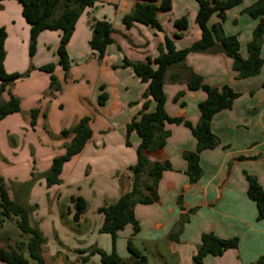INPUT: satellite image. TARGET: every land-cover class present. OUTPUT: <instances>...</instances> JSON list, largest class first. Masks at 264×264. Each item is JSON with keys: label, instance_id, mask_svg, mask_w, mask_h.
<instances>
[{"label": "crops", "instance_id": "0c3cea01", "mask_svg": "<svg viewBox=\"0 0 264 264\" xmlns=\"http://www.w3.org/2000/svg\"><path fill=\"white\" fill-rule=\"evenodd\" d=\"M256 1L243 0L241 6L227 12V19L222 24L227 36L238 37L240 53L245 59L259 20L243 14V10ZM139 2L141 0H97L94 8L82 14L67 47L71 61L68 74L59 66L57 51L61 32H43L38 39L37 53L31 59V27L23 15L20 16L21 4L0 3V9L6 10L11 5L18 11L15 17L5 13L0 16V27L7 33L5 70L9 74H25L33 68L29 77L17 81L2 95L5 101L8 100L6 93L19 98L21 112L0 122L1 136L5 138L7 134L19 142L24 140L26 146L27 138H34L37 134L41 135L44 146L39 149L37 143L32 142L30 147L34 150V157H26L22 162L9 159V166L0 165V174L6 184L8 181L17 184L14 193L8 188L11 198L37 206L32 219L39 226L47 245L55 247V242H62L67 254L76 252L71 242H87L88 245L105 242L102 248L97 246L96 249L112 252L111 236L99 233L104 223L99 209L116 202L123 193L131 190L129 167L136 164V151L141 139L136 133L127 139L126 128L143 110L146 101L150 102L147 112L155 110V102L151 98L142 99L148 85L141 82L133 69L115 70L114 67H120L124 57L133 62L154 60L158 46L165 43L166 37L174 39L177 49L181 50L202 36L196 23L199 5L192 0H172V10L158 14L162 32L141 24L126 29L122 18ZM183 16L188 17L189 27L186 31H179L175 21ZM94 19L107 20L113 27L115 44L107 48L101 61L89 45ZM218 22L219 19L213 17L210 26ZM177 34H182L181 39L175 38ZM262 57L264 59V46ZM48 64L56 65L55 75L62 85L60 92L49 90L50 76L39 70ZM186 66L202 76L205 84L214 88L229 86L240 97L234 101L231 110L222 111L213 118L212 132L221 145L201 154L202 177L195 184L186 174L188 163L184 154L195 151L196 139L183 125H166L171 136L161 153H151L149 160L151 163L168 161L173 170L163 173L158 184L157 203L135 206L134 215L140 224V232L132 237L131 225L120 232L117 253L122 259L131 260L128 240L132 238L134 247L147 257L148 264H193L202 235L213 233L221 239L238 238L239 245L237 249L225 251L222 256H207L204 264H259L264 256V221H257L256 204L247 195L245 175L255 176L264 187V67L259 76L239 80L233 70V61L223 53H192L186 60ZM181 71L182 68L176 66L167 75L166 109L171 117L197 125L201 116L199 104L207 95L202 90H189L186 80L177 82ZM102 86H105L108 100L100 106L98 99ZM181 93L183 96L175 101ZM65 102L72 108L68 115L62 111ZM35 109L39 110V116L33 127L30 112ZM87 116L92 118L93 137L83 152L65 165L61 185L49 188L44 175L50 170L53 159L65 154L64 145L72 139L61 138V131L72 128ZM46 130L55 136L53 140L48 138ZM20 156L15 154L13 158L19 160ZM33 175L39 178L34 188L29 190L26 184L31 183ZM144 180L147 184L153 183V179L146 175ZM77 197L88 203V209L79 222L74 221L75 207L71 202ZM183 214H189V221L178 242L171 241L169 236ZM85 222H90V225L83 233L81 228ZM66 225L78 233L70 232ZM6 248L7 244L0 242V249ZM50 248L46 249L49 256L57 255L59 262L102 264L99 255L84 262L87 254L64 256L63 252ZM59 253L62 254L60 259ZM0 264L4 263L0 261Z\"/></svg>", "mask_w": 264, "mask_h": 264}, {"label": "trees", "instance_id": "16d2710c", "mask_svg": "<svg viewBox=\"0 0 264 264\" xmlns=\"http://www.w3.org/2000/svg\"><path fill=\"white\" fill-rule=\"evenodd\" d=\"M17 1L22 6V15L30 25V45L29 56L34 58L37 53L39 36L45 31L61 32L60 46L57 54L59 66L69 73L71 61L68 56L67 47L73 37L78 21L87 9L96 6L97 0H0ZM199 5L196 16V23L200 27L201 39L185 49H177L174 39L166 37L165 43L158 46V55L154 60L147 62H133L124 57L119 68H132L135 75L142 83L148 87L142 95L143 100L151 98L155 102V110L147 112L150 102L143 104V110L127 125V139L132 133H136L141 139L136 154V164L129 167L132 175L131 190L123 193L114 202L106 204L99 209V213L104 216V223L99 230L100 234L111 236L113 250L107 253L100 249L90 252L81 251L87 254L84 262L90 260L94 255H99L102 264H148V259L138 251L132 238L128 240V250L132 255L131 260L122 259L116 250V243L119 233L124 231L129 225L133 227L132 237L140 232V224L134 215V208L137 205H152L159 201L158 184L166 171L173 170L168 161L163 163H151L149 155L159 154L166 146L167 139L171 132L166 130V125H183L188 128L196 139V149L194 152H186L184 159L188 163L186 172L192 184L197 183L202 177L200 167V156L204 151L215 150L220 147L219 138L212 132L213 118L220 112L231 110L234 101L240 97L229 86L214 88L204 83L202 76L195 74L186 66V60L192 53H223L233 61V70L237 73V79L245 80L260 75L264 66L261 56L263 36H264V0H257L253 5L245 8L243 14L252 19L259 20V24L253 32V38L247 46L248 57L245 59L240 53V42L237 36H227L222 24L227 19V12L242 5L243 0H192ZM172 10V0H141L132 11L122 18V24L126 29L132 28L135 24H141L159 32L163 31L158 14ZM213 17H217L219 22L210 26ZM175 26L179 31H186L189 27L188 17L183 16L175 21ZM182 34H177L175 38L181 39ZM7 33L5 28L0 27V122L9 116L21 112V100L13 95L7 101L2 99V95L9 87L17 81L30 76L33 68L25 74H9L5 70L6 59L5 41ZM115 44L113 39V27L107 20H93L92 37L89 42L92 51L98 55L101 61L107 48ZM121 51V48H119ZM181 67L182 71L176 79L177 82L186 80L191 91L202 90L207 97L199 104L200 119L197 125L182 118L171 117L166 109L167 97L165 93L166 78L170 70L174 67ZM50 76L49 90L60 92L62 85L55 75L56 65L48 64L39 69ZM99 105L103 106L108 100L105 86L100 88ZM183 94H179L177 101ZM31 125L37 123L39 110L30 112ZM264 121V115H263ZM92 118L84 117L75 126L61 131L62 138H70L71 141L64 145L65 154L53 159L50 170L44 175L47 186L53 187L61 185V175L64 167L74 157L80 155L88 142L93 137L91 127ZM127 145L130 143L127 141ZM153 179L152 184H147L144 176ZM248 182L247 195L256 204L258 216L257 221H264V187H262L255 176L246 174ZM36 177L33 175V180ZM29 183L27 184V186ZM71 202L75 207L74 221L79 222L88 209V203L81 197L72 198ZM37 206H29L26 203L11 198L7 184L0 174V242L7 244L6 249H0V261L4 264H46L43 257V246L46 242L39 226L33 221L32 214ZM194 211V210H193ZM193 211L189 212L192 213ZM189 214L181 215L175 230L170 234L171 241L178 242L184 226L189 221ZM8 222L15 223L20 231L19 240L12 242L11 232L6 230ZM238 238L221 239L213 233L202 235L201 245L198 247L193 257V264H204L207 256H222L225 251L237 249ZM25 253H28V258ZM259 264H264V256L259 260Z\"/></svg>", "mask_w": 264, "mask_h": 264}, {"label": "rangeland", "instance_id": "374dc122", "mask_svg": "<svg viewBox=\"0 0 264 264\" xmlns=\"http://www.w3.org/2000/svg\"><path fill=\"white\" fill-rule=\"evenodd\" d=\"M7 2H11L13 4H16L17 6H20V4L17 2V1H7ZM3 13H5L6 15H9L11 14L12 16L15 17V15L17 16L18 14V11L15 10L11 5L6 7V10H3V9H0V16L4 15ZM22 16V14L20 15ZM26 22V21H25ZM259 24V23H258ZM263 46H264V36H263V45H262V49H263ZM261 56H262V52H261ZM263 58V57H262ZM264 60V59H263ZM264 67V66H263ZM263 69V68H262ZM261 74V73H260ZM259 76V75H258ZM6 98L10 99V96L8 95V93H6ZM71 106L68 105L66 102L64 104V108L62 109L63 113L64 114H69L72 110H71ZM33 130V129H32ZM47 131V136L50 140H53V138L55 136H53L48 130ZM3 133V131L0 132V165L2 166H9V163H7V160L9 161V159H14L13 161L14 162H17V161H24L26 160V157H34V150L30 147V144L33 142H36L37 145L39 146V149H42L44 146H43V142H42V138H41V135H35L34 138L32 137H29L27 138V145L25 146L24 145V140H22L21 142L17 141L16 138L14 137H8L5 135V138L3 136H1V134ZM61 137V134L59 135ZM24 138V137H23ZM62 138V137H61ZM25 148V151L23 152V149ZM23 153V154H22ZM15 154H19L21 155L20 156V159L19 160H16L15 158ZM36 179L31 181V183H29V185L27 186V188L29 190H32L34 188V186L36 185V180L39 178V176L35 175ZM27 185V184H26ZM7 187L10 188V191L14 193L15 191V188L17 187V184H14L13 182H10L8 181L7 182ZM90 225V222H85L83 225H82V228L83 229V233H84V229L86 227H88ZM66 227L68 228L67 230H69L70 232L71 231H75V229H73V227H68V225H66ZM6 230H8L9 232H11V237L13 239V243L15 240H19V234L20 231L17 229L15 223H12V222H8L7 225H6ZM18 232V233H17ZM76 233L77 230L75 231ZM1 233V232H0ZM2 234V233H1ZM56 243V246L54 247V245L51 243H48L50 244L51 248L49 247V245H47V242H45L44 246H43V257L45 259V263L46 264H67L66 263V260L63 261V262H59V260L57 259V255L55 257H50L48 252L46 251L47 247L54 250V249H57L56 251H59V252H63V254H65L64 256H69V255H86L84 253H80L81 251H86V252H90L98 247H103V245L105 244V242H91L93 244H87V242H81V243H78V242H71L73 247L76 248V252H72L71 254H67L66 251H67V248L62 244V242H55ZM66 244V243H64ZM46 245V247H45ZM67 245V244H66ZM98 246V247H97ZM45 247V248H44ZM58 253V252H57ZM26 257L28 258V253H25ZM119 255V254H118ZM59 256H62V254H58V257ZM60 259V257H59Z\"/></svg>", "mask_w": 264, "mask_h": 264}]
</instances>
